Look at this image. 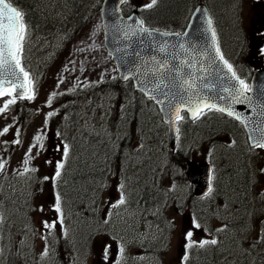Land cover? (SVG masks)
I'll return each mask as SVG.
<instances>
[{
  "label": "rangeland",
  "instance_id": "374dc122",
  "mask_svg": "<svg viewBox=\"0 0 264 264\" xmlns=\"http://www.w3.org/2000/svg\"><path fill=\"white\" fill-rule=\"evenodd\" d=\"M47 1L50 3L52 2V0H45L46 5ZM132 1L141 4L149 3V0ZM211 4L212 7L215 8L217 2L212 0ZM41 10L51 19H60L63 16V11H58L55 6L44 7ZM257 11L258 9L255 6L254 0H248V3L244 0L241 14L243 16L242 23L245 25L247 32H250L254 23L251 17L253 16L255 20L257 17L258 19L261 18ZM218 21L221 22V20ZM35 26L37 29L34 30V32L37 33V36H28V50L26 52L27 54H25L26 59H24L25 63L33 72L35 98L28 99L24 97L16 101V104H19L24 112V121L17 120V113L10 109L13 105H9L8 109L0 113V132H2L4 127H9L7 133L0 135V143L3 144L5 141L13 143L9 151H4V155L1 153L0 148V164L4 165L0 173L4 175L5 178L6 175L12 173L20 172L19 176H21L22 173H35V171L38 170L35 165L38 164L42 168L39 170V173L43 178L54 174L55 169H53V166L58 163L61 155L60 141L62 140L54 130L55 127L47 123L48 113L54 112L55 110L53 105L47 103L49 98H51L54 103V97H51V93L56 92L58 95L64 92H71L72 94L83 92L84 97H87L88 85L96 84L103 79H108L116 75L114 65L109 59L110 55L103 44L102 23L98 14L93 16L79 33L71 34V36H65L64 33H60L59 31L52 32L53 28L57 27L56 25L44 28H40L41 25L39 24H35ZM88 49L90 52L87 53L86 51ZM100 98L105 99L101 106L107 111L110 108V112L112 113L114 103H112L111 95L105 94ZM9 99H12V96L5 95L0 97V107H3L4 102ZM55 107L58 108V105L56 104ZM32 111H36V113L33 114ZM107 111L103 115L102 112H100L97 116V120H103L107 116ZM150 113L153 115L151 111ZM91 116L92 115L86 116L84 119L85 121L80 124V127L82 131L86 129L92 130L91 132L99 133V129L95 126L92 128L87 124ZM153 117L148 116L145 119L142 118L141 121L140 131L141 135L145 133L143 137L146 138L145 143L147 145L143 147L142 153L141 151L135 153L126 151L124 155L128 162L136 165L133 172L135 176L141 175L142 166L148 167L147 175L155 172L158 175L162 173V171H155V169H153V167L163 165L160 157L155 156L159 153L157 147H155L154 154L150 151L149 147V141L155 143V135H157L161 141L159 132L160 121L157 115H155L156 120ZM116 122L121 127L117 128V133L120 129L121 134L130 131V127L127 124L128 121L118 118ZM65 125L70 126V120L65 122ZM198 125L199 123H197V126ZM194 127L195 126L190 125L189 128L183 132V141L185 142L183 144V149L186 150L190 145L193 146L189 149L191 153L190 156L195 160L202 161L211 156L208 153L209 146L206 149L202 140V136L205 137L206 133L201 126H199L200 129L197 133L193 132ZM20 132H22L23 137L19 140L18 135ZM80 133L81 132H78L77 136ZM36 136H40L41 139L45 136L46 143H41V139L36 141ZM223 139L227 140V136H223ZM17 140L21 144L16 143L15 141ZM86 143L88 145L87 139ZM100 143L101 142L94 143L90 153L82 158L83 163L89 160V167H94L93 160H101V156L96 153L98 144ZM33 145L35 146L32 147V151L29 153L28 150ZM113 148L115 149V147ZM222 148H225L224 156L219 154V149ZM244 149L245 148L242 147L235 148L231 152L242 155ZM229 151L227 147H222L221 145L213 149L215 153L214 157H216L220 164L218 166L219 169L217 168L216 170L215 176V179L218 180L215 190L217 192L216 194L213 193V195L206 200L198 203V209L202 208V212L200 217H195V220L190 215L191 212L189 208H186L184 212L178 209V205L185 199H188V195H182L188 191V187L187 184H184L181 180L182 170L179 167L173 169V177L178 181V183L172 187L176 197L172 199L173 202L170 207H163L162 209L159 208L155 210V231L146 224L140 226L138 223V226L135 227L134 222L130 220L132 218L133 209H131L129 205H126L129 198L128 192L123 191L119 181L112 187L110 183L104 186L105 188L101 191L98 207L100 210H104L105 207H107L105 210V217H110L111 225H115L116 222L120 225L124 235H126V238H123L125 240L127 239L135 244L143 245L144 240L151 239L155 233V264H253L254 256L249 253V251L252 253V249L248 246V251V249L242 247V245H246L243 239H250L249 232L253 224L251 220L252 216L247 217L249 210L244 207V195L237 193L230 187L231 183L229 178L226 180L229 176L228 173L225 172L226 168L229 164L230 166L232 165V157H225L229 154ZM249 151L251 152V150ZM254 152L257 156L259 166H263L264 150L254 149L252 153ZM25 158L29 159L27 165L28 171H25V166L23 164ZM76 158L77 154L74 159ZM225 163H227L226 166ZM255 169L256 183L259 186V191H261L264 188V174L261 172V167ZM77 170L81 169H78L75 165L74 168L69 169L67 182L65 184L68 183L72 186L76 183L78 188L68 189L66 196L60 197L59 204V209L63 206L67 209L76 210V214L79 217L77 231H74L72 226H68L66 229L67 232L64 237L69 234V245L64 244V237L62 235L52 231L53 229L59 230L63 226V224L61 226H56L60 223L62 217L59 215V210L56 208L57 196L54 184H50V181L47 179L43 187L35 185V192L33 195L27 188V175H25L23 183L21 185L19 184L20 186L17 190L14 189L11 192V197L19 200L21 205L19 208L16 207V203L12 206L15 210V217L21 214V209L29 208L21 219H15V217H13V221L19 224L17 229L25 228L17 232L16 235V242L21 250L14 248V256L11 259L14 264H82L86 262L89 264H117L118 260L120 261L119 254H116L117 251L109 252L107 250V247H114V245L118 247V251L123 250L121 243L117 244V241L112 240L110 236L97 233L92 244L84 239V231L90 228V224L92 220H94V214L89 215L85 210L80 211L79 208L90 207L92 205L91 201L86 200L87 196L85 197V193L88 192L86 186L90 184L95 185L98 183V180L86 181L84 179V181H78L74 176ZM94 171H99V169H95L93 172ZM139 178L142 177H138L137 179ZM112 181L114 182V180ZM171 183V181H168L169 185H171ZM79 186H82L81 189H79ZM6 189L7 192L10 193L11 188L9 182L7 183ZM96 192L97 190H94V194L92 192L90 198H95ZM131 192H133L136 200H138L139 194H137L135 186L132 187ZM218 195L223 199L221 200L223 202L221 206H219L218 201L215 199ZM84 198L85 203L81 204L80 200ZM121 199L124 200L122 204L120 203ZM25 202H31V205H26ZM210 206H214V208H210ZM90 210L92 209L89 208L88 211ZM31 211H33V216H30ZM135 211L139 212V207L135 208ZM67 212V214H70L68 210ZM97 212L102 214L103 211ZM133 216V220L136 221L135 215ZM143 217L145 218V216ZM102 218L103 217L97 219L96 228L103 225L101 223L103 220ZM112 218H116V222ZM159 219L161 221L160 223H158ZM239 219L242 223L234 226L233 224L238 223ZM192 223L194 225L198 223L200 227H193ZM228 223L232 225H228ZM37 224L38 227L36 228ZM47 225H53V227H48ZM30 228L33 229V233H30ZM189 231L193 233L191 239L187 236ZM49 238L52 239L51 244H49ZM213 239L217 241L216 244L208 243L201 246L203 241H211ZM167 241H169V244L165 245ZM138 248L143 247H137L131 250V253L134 254L131 259L134 260V264H147V262L151 264L150 258L148 261L143 259L144 256L140 254ZM181 249H183L184 252H182ZM45 252L47 253L46 255H44ZM1 254H3V252ZM21 254L26 257V263H23L20 259ZM113 254L116 256L118 255V257L115 259ZM129 258L130 256L128 260H130ZM128 260L126 261L128 262ZM10 262H7V264H10ZM0 264H6V262L0 260Z\"/></svg>",
  "mask_w": 264,
  "mask_h": 264
},
{
  "label": "water",
  "instance_id": "95a60500",
  "mask_svg": "<svg viewBox=\"0 0 264 264\" xmlns=\"http://www.w3.org/2000/svg\"><path fill=\"white\" fill-rule=\"evenodd\" d=\"M123 1L105 0L103 3L105 44L117 64L120 79L131 78L136 89L156 102L168 125L171 143L176 142V117L181 111L186 110L190 118H195L188 110L194 107V103L189 101L201 104L198 113L211 105L230 108L241 117L250 143L255 145L254 140L264 143L261 139L264 135V67L255 71L250 91L235 97L242 86L220 59L217 37L215 35L213 39L211 34L213 24L211 29L208 25L212 18L207 6L200 3L195 7L183 33L153 29L143 32L136 11L128 17L122 14ZM3 87L13 89V85L8 83ZM237 99L239 102H234ZM187 173L196 194L203 195L209 191V164L189 162Z\"/></svg>",
  "mask_w": 264,
  "mask_h": 264
},
{
  "label": "trees",
  "instance_id": "16d2710c",
  "mask_svg": "<svg viewBox=\"0 0 264 264\" xmlns=\"http://www.w3.org/2000/svg\"><path fill=\"white\" fill-rule=\"evenodd\" d=\"M19 4L24 6V8H27L29 15L31 19H35V24L44 25L47 22V18L43 16V13L41 12V8L43 6V3L41 0H17ZM199 0H158V3L155 5V7L150 11L153 15L152 18L155 21V26L162 27V28H171L176 26H180L185 24L190 12L192 11L193 7ZM56 3V7L59 11H63V16L58 19L60 22H55V25H58L61 30H69L73 31L76 30L79 27H83V25L88 21L87 19L91 17L95 10L99 9L101 0H54ZM217 4H215V8L219 10L220 15L222 14L221 18H224V20H221V24L223 25V31L225 35V41L228 43L235 44L236 46L241 45V42L239 40V33L237 28V23L234 20V16L232 15V18L230 17V2L229 0H215ZM229 13V14H228ZM222 29V30H223ZM230 40V41H229ZM118 89V90H117ZM117 93L119 94V97L121 96H132L133 100L130 103L129 106L133 107V110L129 109V112L132 111L135 114L132 118V122H137L140 117L139 115L145 119L148 116L151 117V113L149 108V101L146 100L142 96L140 92L134 91L132 84L130 82L127 83H120L119 88L116 87ZM15 107H20L19 104H15ZM73 106L70 104L67 105L65 108H61L62 111H67L69 115L74 116V110L72 108ZM148 107V108H147ZM210 114L208 117H206L204 121V125L202 128L205 129V131L210 134H216L219 130L224 129L225 127L232 132L234 137L244 146L246 145L244 137H243V130L241 126L234 121L233 119L227 117L226 115H223L217 111H209ZM137 113V114H136ZM19 119H24V112L23 110L18 115ZM74 119V118H73ZM67 121V119H65ZM72 121V119H70ZM187 124H190L188 121ZM198 129V128H197ZM64 132L71 136L74 132L72 130V127L65 125L64 126ZM83 145H78L79 151H77V158H76V165L78 169L75 172V178L78 181H84V179L87 181L89 180H96V176L98 174H95V169H99V171L105 170L106 163L102 160L103 156L107 154V149H101L99 148L97 151V154L101 156V160L95 159L93 160V168L89 167V160L87 162H82V158H84L87 154L85 153V150H81ZM81 150V152H80ZM179 155L176 158H179L180 156H185L181 151H178ZM244 154H236L231 151H229V154H227L225 157L231 158L232 165L228 166V169L226 168V173H228L229 181L231 183L230 187L237 193H241L243 198L246 200V202H243L245 209L250 210V205H253V217L252 221L256 218L257 214L259 212L264 213V207L262 206L261 201L258 199V195L255 193L253 187V183L251 180V167L250 162L248 161L247 155ZM234 160V161H233ZM71 168H74V166H71ZM90 169V170H89ZM243 171V172H242ZM102 172H100L101 174ZM226 176V174H225ZM78 188L76 186V183L72 186L68 185L69 190ZM82 186H79V189H81ZM94 184L93 185H87L86 190L93 192ZM223 190V189H222ZM90 196H88L87 192V198L88 201ZM246 216V215H244ZM242 221H239L238 223H234V226L241 224ZM264 234V232H263ZM264 238V237H263ZM259 253H258V260H261L264 258V253L262 251L263 247L262 245H259ZM264 250V249H263Z\"/></svg>",
  "mask_w": 264,
  "mask_h": 264
},
{
  "label": "snow or ice",
  "instance_id": "6c2138e0",
  "mask_svg": "<svg viewBox=\"0 0 264 264\" xmlns=\"http://www.w3.org/2000/svg\"><path fill=\"white\" fill-rule=\"evenodd\" d=\"M158 3V0H150V3L145 5L146 8H152ZM24 16L22 10L19 8L13 6V4L10 2V0H0V97H3L5 95L12 96V99H9L4 102L3 107H0V113L4 112L6 109H8L9 105L16 102V96L23 97L25 94H27L28 99H34L35 98V91H34V81L30 77V73L25 70L22 64L23 59V51H24V41L26 37V28L27 25L24 22ZM143 24V21L140 22ZM212 21L211 19L208 20V25L211 29ZM143 32H148L149 30L146 28L140 29ZM211 34L213 39H215V30L211 29ZM164 35H169V33H164ZM177 35H180L177 33ZM181 47H183L181 45ZM217 51L219 49L217 48ZM220 59L223 60V55L221 54ZM224 64L228 66L229 69L232 68V65L228 63L227 60H223ZM18 70V71H17ZM21 74L23 75V79H21ZM232 75L236 77V79L239 81V84L242 86L234 95L235 97L244 96L246 91H250L248 89L247 84L243 80H241L238 76H236L235 72H232ZM8 77H11L9 79ZM19 81L17 84L16 82ZM4 83H8L10 85H13V89L11 92L6 91L3 87ZM17 89L22 91H17ZM13 92H16V96H13ZM57 95L56 92L51 93V97H55ZM247 98V97H245ZM199 100V98H197ZM234 102H239L238 99ZM47 103L50 105L52 103V99L49 98ZM189 103H194V107H190L188 110L192 113L193 117L198 116L197 109L201 106L199 102H193L189 101ZM209 107H216L215 105H211ZM217 111L220 112H227L229 116L235 115V118L237 120H240L241 117L239 115H236L233 113V111L226 108H217ZM49 116L54 115V113L50 112L48 113ZM178 119H183V117L178 116ZM9 131V127H4L2 132H0V135L3 133H7ZM264 131V130H262ZM41 139L40 136H36L35 140L39 141ZM262 140H264V135L261 137ZM16 143H19V141H15ZM253 143L261 148H264V143L253 141ZM29 148V153L32 151V147ZM68 154V149L65 147V156ZM29 159L25 158L23 161V164L25 166V171H28V165ZM63 163H59L57 165V171H56V177L60 176L59 169L63 168ZM4 168L3 164H0V171H2ZM34 171V169H33ZM45 179H48L45 177ZM209 192H211V188H209ZM120 203H124V200L121 199ZM59 204H60V197L57 195L56 198V208L59 210ZM62 222V221H61ZM48 227H52L53 225H47ZM194 227L199 228L200 225L197 223L194 225ZM193 233L189 231L187 233V236L189 239H191ZM216 244L217 241L215 239L211 241H203L201 243V246L203 244ZM47 253L45 252L44 255Z\"/></svg>",
  "mask_w": 264,
  "mask_h": 264
},
{
  "label": "bare ground",
  "instance_id": "6f19581e",
  "mask_svg": "<svg viewBox=\"0 0 264 264\" xmlns=\"http://www.w3.org/2000/svg\"><path fill=\"white\" fill-rule=\"evenodd\" d=\"M231 12H232V9L230 8V14H231ZM229 14V13H228ZM150 151L151 152H153V154L155 153V148L154 147H150ZM73 201H75V200H73ZM31 246V245H30Z\"/></svg>",
  "mask_w": 264,
  "mask_h": 264
},
{
  "label": "flooded vegetation",
  "instance_id": "af4514ba",
  "mask_svg": "<svg viewBox=\"0 0 264 264\" xmlns=\"http://www.w3.org/2000/svg\"><path fill=\"white\" fill-rule=\"evenodd\" d=\"M154 252H155V249H154Z\"/></svg>",
  "mask_w": 264,
  "mask_h": 264
}]
</instances>
